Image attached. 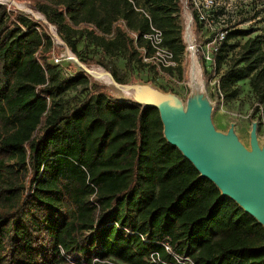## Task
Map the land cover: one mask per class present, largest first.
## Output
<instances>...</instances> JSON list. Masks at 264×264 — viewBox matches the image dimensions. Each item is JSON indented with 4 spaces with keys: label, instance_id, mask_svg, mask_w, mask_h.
Masks as SVG:
<instances>
[{
    "label": "trees",
    "instance_id": "16d2710c",
    "mask_svg": "<svg viewBox=\"0 0 264 264\" xmlns=\"http://www.w3.org/2000/svg\"><path fill=\"white\" fill-rule=\"evenodd\" d=\"M30 1L47 22L0 3V264H156L154 252L167 262L174 252L196 264H264L262 224L166 140L158 108L119 100L87 72L63 75L50 62L60 54L52 24L88 66L97 60L82 57L81 41L122 56L130 70H158L144 60L156 51L154 28L181 66L182 0ZM187 7L199 47L206 21ZM223 31L217 67L231 40H246L221 88L236 97L249 78L259 111L264 32L236 24ZM198 55L208 82L200 48Z\"/></svg>",
    "mask_w": 264,
    "mask_h": 264
},
{
    "label": "rangeland",
    "instance_id": "374dc122",
    "mask_svg": "<svg viewBox=\"0 0 264 264\" xmlns=\"http://www.w3.org/2000/svg\"><path fill=\"white\" fill-rule=\"evenodd\" d=\"M12 1L0 0V2L7 4L10 8L23 13L31 14L29 11L37 15L41 13L31 8L30 0H16L19 7ZM182 2L184 3V8L178 20L184 27L183 38L187 44V49L181 66L171 57L169 49L161 43L159 44L160 49L155 48L156 51L152 57L144 59L146 62L153 60L158 70L142 65H135L130 70L126 67L125 59L122 56H102L101 50L95 48L92 44L85 49L84 41L78 44V48L82 50V57L87 59L96 58L97 62L92 64V67H102L110 72L114 71L123 80L122 83H149L165 92L177 94L185 103L191 92L190 74L193 64L196 63L202 75L201 79H204L207 95L215 105L212 112V121L216 129L227 132L230 123L235 122V129L240 140L249 145L252 121H258V135L259 138L264 139V108L260 105L259 111H256V106L258 105L257 96L250 86L249 78L238 82L236 97H227L225 91L221 88L220 75L229 66L234 55L240 50V46L244 43L246 37H239L230 41L231 46L227 49L226 57L220 67H217L212 61L214 47L219 46L220 43L216 37L225 27L236 24L239 28L254 30L252 34L264 32V0H214L213 6L205 9L208 19L205 20L206 23L202 29V44L199 47L197 46L198 42L195 35V24L187 7L189 2L194 5L195 0H182ZM243 18H247V20L239 23ZM188 25L191 26V31H187ZM53 38L60 47V54L57 55L52 52L50 62L57 65L63 75L73 74V72L79 70L85 71L82 66L74 61L75 58H68L69 52L65 43L61 42L64 45L60 44L55 35H53ZM152 39L155 42L156 35L152 36ZM198 48L203 51L206 58V65L210 72L208 82L203 75ZM92 78L99 83L107 85L93 76ZM108 87L111 88L110 86ZM74 93L72 92L69 97ZM68 260L67 264H74L71 258Z\"/></svg>",
    "mask_w": 264,
    "mask_h": 264
},
{
    "label": "water",
    "instance_id": "95a60500",
    "mask_svg": "<svg viewBox=\"0 0 264 264\" xmlns=\"http://www.w3.org/2000/svg\"><path fill=\"white\" fill-rule=\"evenodd\" d=\"M12 2L18 6L16 0ZM29 12L47 22L45 15L40 13L41 17ZM49 28L60 44L65 43L68 58H75L85 72L95 77L93 67L78 58L59 36L55 26L49 24ZM107 71L119 86L139 92L135 98H120L111 90L117 99L158 108L166 140L193 163L202 177L210 179L223 196L235 200L264 227V139L259 138L258 121H252L250 144L247 145L240 140L235 122L230 123L227 132L216 129L212 121L215 105L207 95L203 78L199 88L195 89L191 84L185 103L177 94L149 83L119 82L112 72Z\"/></svg>",
    "mask_w": 264,
    "mask_h": 264
},
{
    "label": "built area",
    "instance_id": "2783aa9c",
    "mask_svg": "<svg viewBox=\"0 0 264 264\" xmlns=\"http://www.w3.org/2000/svg\"><path fill=\"white\" fill-rule=\"evenodd\" d=\"M214 4V0H199L194 2L195 8L197 10V14L200 20H207V14L205 12L206 8L212 7ZM191 31V26H187V31ZM186 31V33H187ZM156 35L155 42L153 41V45L156 49H160L159 44L161 43V31L154 28V33L150 34L149 37L152 39V36ZM225 36V31H220L216 37L217 40L221 41ZM153 40V39H152ZM194 41V38H193ZM195 47V45H194ZM218 50V46L214 47V52ZM170 52V51H169ZM171 57H173V54L170 52ZM214 55V54H213ZM205 56V55H204ZM211 58L210 56H208ZM206 59V58H205ZM213 61V58H212ZM164 248L168 252H172L171 246L169 243H164ZM174 261L173 262H167L166 260H163L158 252H154L151 254L150 258L153 262L156 264H196L194 259L189 255H181L178 253L173 252Z\"/></svg>",
    "mask_w": 264,
    "mask_h": 264
},
{
    "label": "bare ground",
    "instance_id": "6f19581e",
    "mask_svg": "<svg viewBox=\"0 0 264 264\" xmlns=\"http://www.w3.org/2000/svg\"><path fill=\"white\" fill-rule=\"evenodd\" d=\"M39 16L43 17L41 14ZM198 67L199 66H197L196 63H194L193 67H192L191 74H190L191 75V77H190L191 78V84L193 85V87L195 89L199 88L201 86V83H202L201 72H200V69ZM92 69H93L92 73L95 76V78H97V79L103 81L104 83H106L107 85H109L112 88V90L116 96H118L120 98H122V97L135 98L136 96H138L139 92L137 90L123 88L122 86H119L118 84H116L112 78V75L107 70L103 69L102 67H93Z\"/></svg>",
    "mask_w": 264,
    "mask_h": 264
}]
</instances>
